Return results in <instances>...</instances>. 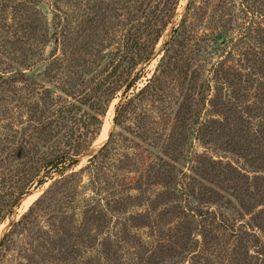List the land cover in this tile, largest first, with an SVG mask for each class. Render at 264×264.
<instances>
[{"label": "rangeland", "instance_id": "rangeland-1", "mask_svg": "<svg viewBox=\"0 0 264 264\" xmlns=\"http://www.w3.org/2000/svg\"><path fill=\"white\" fill-rule=\"evenodd\" d=\"M140 1L0 0V156L23 144L33 106L43 109L45 101L48 111L55 112L59 106L76 102L92 74L107 63L140 17ZM188 2L179 0L162 34L166 37H160L151 56L134 71H140L134 87L118 91L109 104L114 111L109 134L101 144L102 148L109 141L104 162L91 166L90 158L99 148L89 154L90 146L77 156L76 164L46 176L42 184H34L1 223L4 232L0 242L36 199L62 176L75 172L64 187L34 208L24 229L4 240L0 264H31V260L53 264L35 259L32 244L45 242L50 247L58 237L75 241L81 232V212L91 205L103 209L107 217L101 233L95 228L90 231L96 248L100 250L99 243L106 239L115 247L122 246L113 264H264V227L254 225L252 219L264 209V197L255 195L257 201L250 198L241 205L230 187L220 189L199 174L203 168L200 157H205L231 164L250 181L254 176L264 178V169L251 167L241 155L225 147V137L209 142L201 135L203 124L210 118L221 121L217 107L208 101L212 92L207 90L206 78L211 76L212 67L220 62L239 67L247 63L245 54L264 52L259 39L264 29V0H193L186 12ZM183 17L187 52L179 61V69L187 73L134 96L153 77L172 30ZM48 58L50 62L42 61ZM214 87L211 82L212 91ZM132 96L123 118L116 123L117 108ZM188 101L190 112L186 110ZM245 106L242 110H247ZM242 115L243 119L247 116ZM249 121L253 132V125L262 120ZM158 172L170 187L156 177ZM201 185L216 188L221 193L219 201L194 196ZM243 190L244 185L240 192ZM34 191H39L38 195L22 211L23 201ZM129 196L142 205H127ZM151 199L156 204L154 210L148 204ZM167 209L169 213L160 219L158 213ZM145 211L156 218L150 227L131 226L136 222L132 218ZM188 223L191 235L182 249L173 228ZM169 236L174 238V246L167 243ZM156 245L168 246L162 251L169 247L175 250L150 257L148 250ZM80 252L84 258L99 255L94 250Z\"/></svg>", "mask_w": 264, "mask_h": 264}, {"label": "trees", "instance_id": "trees-1", "mask_svg": "<svg viewBox=\"0 0 264 264\" xmlns=\"http://www.w3.org/2000/svg\"><path fill=\"white\" fill-rule=\"evenodd\" d=\"M178 2L179 0H141L137 9L140 17L129 27L121 46L111 54L107 63L92 74L85 89L79 92L75 103L59 106L56 113L48 111L45 101L43 109L33 106L30 110L32 115L29 119V127L22 137L23 144L10 153L6 152L0 156V224L13 212V208L19 204L21 197L29 192L34 184H42L45 181L44 178L52 173L64 172L78 162L77 156L89 149L100 133L103 117L117 92L121 89L124 92L128 91L136 84L140 71H134L153 53L164 30L175 15ZM192 4L193 0H189L186 12L192 8ZM185 24L186 19L183 17L180 24L172 30V35L163 48V55L153 77L134 96L149 91L150 87L154 90L156 84L187 73L186 69H179L181 67L179 61L187 52V42L184 41V35L187 32ZM261 34L259 39L264 43V29ZM47 60L50 62V58L42 59L43 62ZM244 61L247 63L239 67L224 62L212 67L211 76L206 78L207 90L212 92L208 101L212 107H217V114L221 115V121L210 118L203 124L201 135L205 137V141L209 142L225 137L224 143L227 149L241 155L251 167L264 169V52H249L245 54ZM46 70L48 69H45V74ZM211 82L216 86L213 91L210 89ZM134 96L117 108L116 123L118 119L123 118ZM187 104L186 110L190 112L191 104L189 101ZM242 105H246L247 110H242ZM80 112L82 113L79 115ZM243 113L247 114L245 119H243ZM251 119L262 120L253 125L255 126L253 132L249 121ZM108 142L90 158L91 166L101 165L104 162L107 157ZM200 158L202 160L199 162L203 166L199 172L201 177L220 189L225 190L224 185L230 187L235 200L241 205L250 198L257 201L258 198H254L255 195L264 197V183H260L264 180L263 177L254 176L250 181L247 175L242 174L231 164H223L221 161L209 160L205 157ZM74 175L75 172L62 176L40 198L36 199L14 227L5 234L0 247L10 234L20 228L24 229L29 224L36 206L44 203L54 192H58ZM156 177L170 187V182L162 173L157 174ZM243 185L244 190L240 192ZM215 189L208 185H201L194 196L201 200L216 202L219 201L221 193ZM171 190H173L172 186L170 192L173 193ZM134 198H138V195ZM130 199L132 200L131 196L125 199L127 205H142V202H132ZM153 200L148 201V204L154 210L156 204H152ZM174 208L176 211L178 207L174 206ZM102 210H98L95 205L85 207L81 212L79 223L81 232L75 241H66L58 237L57 242L52 243L50 247L45 242L37 241L32 244V255L42 262L52 263L53 261V264H101L98 260L100 258L105 264H113V261L119 258L122 246L115 247L114 243L106 239L99 243L101 249L98 250L95 246L96 239L90 232L95 228L99 234L107 225V217ZM168 213V209L161 211L158 217ZM154 219L156 218H152L148 211L138 213L137 218H132L136 222L131 226L150 227ZM252 219L254 225L264 227V209L255 213ZM185 226L183 224L177 229L173 228L175 241H179L182 249L186 247L191 235V225L188 223ZM174 238L171 236L167 238L170 246L174 244ZM123 241L128 243L125 238ZM165 247L168 246L156 245L148 250L150 257H159V252L175 250L169 247L162 251ZM82 249L97 251L100 256L96 254V256L84 258L80 252ZM31 262L35 264L34 260Z\"/></svg>", "mask_w": 264, "mask_h": 264}, {"label": "bare ground", "instance_id": "bare-ground-1", "mask_svg": "<svg viewBox=\"0 0 264 264\" xmlns=\"http://www.w3.org/2000/svg\"><path fill=\"white\" fill-rule=\"evenodd\" d=\"M177 15H178V13H177ZM171 26H169V28ZM167 31H168V29L166 30V32ZM165 37H166V34L162 36V38H165ZM113 111H114V106L111 105L109 107L108 111H106L107 113H106L105 120H104V123H103L102 128H101V131H100L99 135L97 136V138L93 141V143L90 147V150L88 151L89 154L94 153L101 146V144H103L104 141L106 140V138L109 134V131H110V127H111V121L110 120H111ZM38 192L39 191H34L33 194H30L29 196L27 195L28 198L26 200H24L22 205H21L22 211L33 201V199H35V197L38 195ZM17 216L18 215H16V217ZM3 232H4L3 226H2V224H0V239L2 237Z\"/></svg>", "mask_w": 264, "mask_h": 264}, {"label": "water", "instance_id": "water-1", "mask_svg": "<svg viewBox=\"0 0 264 264\" xmlns=\"http://www.w3.org/2000/svg\"><path fill=\"white\" fill-rule=\"evenodd\" d=\"M101 148V146L99 147V149ZM99 149L97 151H99ZM97 151L94 153V155L97 153ZM92 157V156H91Z\"/></svg>", "mask_w": 264, "mask_h": 264}]
</instances>
